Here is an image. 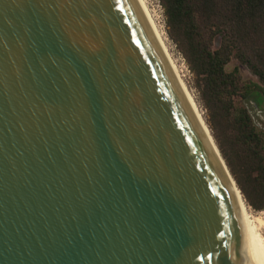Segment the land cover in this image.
<instances>
[{"label":"water","instance_id":"obj_1","mask_svg":"<svg viewBox=\"0 0 264 264\" xmlns=\"http://www.w3.org/2000/svg\"><path fill=\"white\" fill-rule=\"evenodd\" d=\"M235 185L138 0H0V264H259Z\"/></svg>","mask_w":264,"mask_h":264},{"label":"trees","instance_id":"obj_2","mask_svg":"<svg viewBox=\"0 0 264 264\" xmlns=\"http://www.w3.org/2000/svg\"><path fill=\"white\" fill-rule=\"evenodd\" d=\"M167 34L194 75L220 153L255 211H264V0H160ZM236 61L257 83L244 79Z\"/></svg>","mask_w":264,"mask_h":264},{"label":"bare ground","instance_id":"obj_3","mask_svg":"<svg viewBox=\"0 0 264 264\" xmlns=\"http://www.w3.org/2000/svg\"><path fill=\"white\" fill-rule=\"evenodd\" d=\"M143 13L145 14V17L147 19V21L149 22V25L151 27V29L153 30V33L155 34L157 40L159 41L172 69L173 72L175 74V76L177 77V80L179 81V84L181 85V87L183 88V91L185 93V96L187 97V100L189 101V104L193 110V112L195 113L198 121L200 122L201 127H203L204 130V134L206 135L212 149L216 151V144L214 139L212 138V133L209 131L203 116L201 115V112L198 108V105L196 104L195 100L193 99L192 95L190 94L188 88L186 87L180 72L177 68V66L175 65L174 61L172 60V57L170 55L169 49L166 45L165 39L163 38V35L161 34L160 30L158 29V26L156 25V22L147 6V3L145 0H138ZM236 188V185H235ZM236 196H237V201H238V206L239 209L241 211V214L243 216L244 222L246 224L249 236L251 238L257 259L259 264H264V238L259 234V231L261 229L264 228V222L261 218L256 217L253 218L248 210V207L246 206V202L244 200V198L242 197V195L240 194V192L238 191V189L235 191Z\"/></svg>","mask_w":264,"mask_h":264},{"label":"rangeland","instance_id":"obj_4","mask_svg":"<svg viewBox=\"0 0 264 264\" xmlns=\"http://www.w3.org/2000/svg\"><path fill=\"white\" fill-rule=\"evenodd\" d=\"M147 3V6L156 22V25L158 26V29L160 30L161 34L163 35V38L165 39L166 45L169 49L170 55L172 57V60L174 61L175 65L177 66L180 75L188 88L190 94L192 95L193 99L195 100L196 104L198 105V108L201 112V115L203 116V119L205 123L207 124V115L206 111L202 107V104L199 101V94L197 90L195 89L194 85V75L190 71L186 61L184 60L183 56L177 51L175 48V45L171 42V40L168 37L167 29H166V21L164 16V11L161 6L160 0H145ZM235 67H238L240 69L241 74L243 75L244 79L257 83V79L248 71V69L236 61H234L229 69H233ZM251 114L253 115L254 121L258 129L262 132H264V110H253L250 107ZM208 125V124H207ZM209 127V126H208ZM245 200V199H244ZM246 202V200H245ZM246 206L248 207L249 213L253 218L259 217L264 222V211L257 212L253 210L248 203L246 202ZM259 234L264 238V228L259 231Z\"/></svg>","mask_w":264,"mask_h":264}]
</instances>
